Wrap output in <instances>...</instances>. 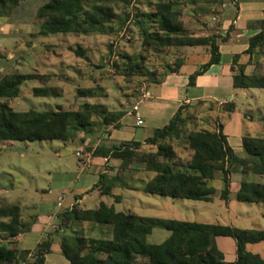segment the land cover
<instances>
[{"label": "trees", "instance_id": "obj_1", "mask_svg": "<svg viewBox=\"0 0 264 264\" xmlns=\"http://www.w3.org/2000/svg\"><path fill=\"white\" fill-rule=\"evenodd\" d=\"M27 0H0V19L12 17L19 6ZM193 2L194 0H185ZM211 4L217 0H199ZM112 0H43L36 11L40 21V36L103 34L113 22L116 14ZM171 0L159 1L153 11L145 15L155 24L154 32L144 31V48L156 50L164 48H205L208 60L189 76L188 86H194L198 76L211 66L222 62L217 40L225 41L218 35L188 36L182 34L180 13ZM264 46V16L260 21V32L249 39L244 55L250 56ZM75 55L83 57L84 51L76 50ZM240 55L232 57L231 71L234 89L264 90V75H246L244 65L239 64ZM184 59H178L173 67L167 66V73L177 72ZM128 69L135 72V66L127 62ZM236 68H235V67ZM165 74V75H166ZM50 77L36 74L11 73L0 77V100L17 98L20 88L27 82L40 83L32 89L36 98L59 97L57 87L49 86ZM158 80L154 84H159ZM79 98L96 97L93 89H77ZM227 113L234 110L233 104L224 106ZM180 107L169 123L154 129L152 136L143 144L122 142L111 149H95L94 157L109 156L120 161V169L131 167L135 160L144 165L153 177L144 181L141 190L145 194L170 197L196 202H211L216 189L211 183L216 172L221 174L222 189L219 199L228 201L230 176L252 174L264 176V137L242 138V149L246 158L238 157L227 142L218 123L213 130L191 131L186 136L190 153L187 161H181L174 149L165 144L168 140H179L186 123L184 111ZM124 116L121 111L110 112L102 105L84 104L77 111L61 108L48 112H15L6 105H0V142H46L75 141L79 132H89L92 128L116 125ZM149 151L139 154L143 146ZM125 180L117 175H100L93 187L102 196H112L114 188L125 189ZM235 200L246 204H264V185L243 182L235 194ZM119 203L120 196H114ZM72 223H87L99 227V234L110 231V238L84 237L73 233L60 241L61 255L67 264H228L216 245V238H231L235 242L236 259L230 264H264V259L246 250L247 245L264 242V231L239 229L221 224H198L175 219L144 217L133 213L117 212L113 206L101 203L96 210H82L73 206L67 211ZM35 218L23 219L16 205L0 206V264H45V256L50 252L51 241L38 245L30 258L29 251L18 248L17 238L29 232ZM154 229L165 230L169 237L161 244L152 245L147 238Z\"/></svg>", "mask_w": 264, "mask_h": 264}, {"label": "rangeland", "instance_id": "obj_2", "mask_svg": "<svg viewBox=\"0 0 264 264\" xmlns=\"http://www.w3.org/2000/svg\"><path fill=\"white\" fill-rule=\"evenodd\" d=\"M114 12L116 14L113 22L106 29L105 34L93 35L83 39L72 40L71 48L74 50H82L85 55L79 57L71 51H61V57L65 64L62 68L56 70L54 79L49 81L52 86L57 87L59 93L58 98H36L31 92L33 88L41 87L40 83L27 82L21 88L19 96L15 99L0 100V105L4 104L15 112H48L59 108L66 111H77L86 104L100 106L107 110L119 109L115 104L116 98H124L129 101L133 99L134 103L139 101L141 94L158 80H161L167 73V66L173 67L178 59L190 56V60L201 62L195 54H190L194 49L198 53H207L205 48H164L156 50L154 48H144L142 42L144 40V31L154 32V25L145 18V15L153 11V7L158 0H112ZM165 1V0H160ZM175 3L180 16L179 20L182 24V34L190 36H210L219 31L221 22L220 12L217 6L230 0H217L215 3L207 4L199 0L192 3L184 0H171ZM43 0H27L23 2L16 10L15 14L7 19H0V29L4 27L24 28L23 32L17 31V34L24 36L27 28L39 27L40 21L36 18V11L42 5ZM78 37V36H74ZM19 41V40H18ZM57 41L53 36L38 37L37 43L47 44ZM36 43V44H37ZM16 49V65L4 64L0 59V67L4 71L0 72V77L5 74L19 70L20 73L26 74L35 61L41 59L47 54L46 50L37 49L31 54V58L24 61V47L20 45ZM52 50V49H51ZM48 51V52H51ZM74 50V51H75ZM204 51V52H203ZM5 53V52H1ZM6 54V53H5ZM43 54V55H42ZM51 54V53H50ZM51 56V55H50ZM46 57V56H45ZM53 58V57H51ZM203 58V57H201ZM54 59V58H53ZM56 59V58H55ZM58 61V60H57ZM225 61V60H224ZM127 62H131L135 66V72L128 69ZM21 63L22 65H19ZM39 67L40 65L35 64ZM20 67V68H19ZM258 73L264 75V67H257ZM18 73V72H16ZM48 84V83H44ZM77 89H93L96 97L79 98ZM254 96L249 94L250 102L253 108L254 117L259 114L264 115V90H252ZM85 101V102H84ZM133 105V103H129ZM125 105V104H124ZM122 106V105H121ZM240 114L245 113L241 100L237 104ZM124 108V106H123ZM259 109V110H258ZM197 111V112H196ZM196 111L186 109L184 116L186 123L182 129V135L179 140H168L165 144L170 145L179 160L187 161L190 153L186 144V136L191 131L202 129L199 119H210L214 117L215 111L210 109L197 108ZM249 114V115H251ZM210 116V117H209ZM251 124L245 123L243 129L244 136L249 137V132L256 138L264 136L260 131L253 129ZM91 134H98L101 127L91 129ZM209 130V129H208ZM89 132H84L82 138L75 139L76 142L84 141ZM137 136L142 134V130H136ZM228 144L240 158H246V154L240 146V141L232 135ZM234 136V137H233ZM78 139V140H77ZM76 144L72 141H46L21 143L15 142L14 148L3 150L0 143V206H4L9 202L13 205H19L14 201L15 194L7 195V191L20 193L22 198H28L34 202L41 198L42 190H51L53 193L48 196L54 199L63 189L71 188L74 185L76 170V158L73 156ZM67 149L73 150L68 153ZM91 147L85 148V151H91ZM149 147L143 145L139 149L142 155L149 151ZM60 153V160L56 153ZM109 172H117V176L122 179H130L132 176L138 177V181L128 186H137V190H116L115 195L122 197V203L114 204L117 212L133 213L144 217H154L161 219H175L198 224L213 223H229V217L233 220L236 228H248L264 231V204H246L239 203L231 196L229 201L224 203L219 199L218 193L214 194L211 202H196L182 199H173L170 197H162L157 195L145 194L141 188L148 176L153 177V173L146 172L144 165L140 161L135 160L130 168L123 170L120 166L108 168ZM138 172V173H137ZM142 172V173H140ZM144 172H146L144 174ZM137 173V174H136ZM240 176H235L237 180ZM247 182H253L254 175H247L244 178ZM264 182V177H262ZM213 186L219 190L220 183L214 181ZM96 199L97 196H93ZM45 198V197H44ZM2 200L6 202H2ZM107 202L112 200L106 199ZM222 212V215H220ZM21 212V217L24 218ZM27 214V213H26ZM221 219H220V218ZM27 219V218H26ZM235 219V220H234ZM91 227V225H87ZM85 230L86 235L92 238H110V231L105 230V235H100L92 231ZM91 230V229H90ZM84 232V230H82ZM170 233L165 230L154 229L147 238V242L152 245L163 243ZM220 244V243H219ZM221 246V244L219 245ZM228 252V249H225ZM246 250L252 254H257L264 259V242L247 245ZM31 254L29 259L32 260Z\"/></svg>", "mask_w": 264, "mask_h": 264}, {"label": "crops", "instance_id": "obj_3", "mask_svg": "<svg viewBox=\"0 0 264 264\" xmlns=\"http://www.w3.org/2000/svg\"><path fill=\"white\" fill-rule=\"evenodd\" d=\"M217 8V10L221 13V22L219 31L215 32L214 35H218L222 38L226 37L225 41H221L220 39L217 40L219 52L222 55L221 64L211 66L204 74L197 77L194 86L189 87V76L208 60V53H198L196 52L197 49H194V51H192L190 54H195V57H203L196 59H201L200 63L198 61L190 60V56L188 55L186 57L184 56V62L179 67L177 72L166 74L161 79L159 84H152L148 88H143L146 89L145 91L149 92L150 96L144 100H141L139 103L137 114L143 122L141 126H136L134 117L128 115V110L131 106L129 103L134 104L133 99L126 101L122 97L116 98L115 104L117 105V108L119 107V109L109 108L108 111H121L124 113V116L116 125L101 128L98 134H91L92 130L89 131L90 134L84 141H79V143L72 141L77 143L73 153H75L77 150L85 151V148L88 146L92 148L89 152H92L97 148L102 150L111 149L114 146H119L122 142H138L143 144L147 138L152 136L154 129L167 125L170 119L177 113L178 109L183 106H187L189 110L191 109L193 111H196L197 108H207L211 110L210 112H213L214 110L215 115L210 119H208V117L206 119L204 116L201 118L200 115L197 117L199 119L200 125L202 126L201 128L213 130L215 126L220 123L222 125V132L227 138V142L229 141L231 133H234L232 135L239 139L241 148L242 138L248 137L244 136L243 134L245 123L251 124L253 126L249 127V130L251 129L250 131L256 129L264 135V115L259 114L258 116L254 117V115L251 114L253 113V108L251 104H249L251 100L249 94L254 96L252 90L261 89H234L232 84V76L234 72L231 71L230 68L232 57L234 55H240L238 63L245 66V74L260 75L256 69L257 67H264V46L257 49L255 53L251 55V57L244 55L243 53L248 48L249 39L260 32V21L264 16V0H230L228 2L222 3L221 5L219 4ZM23 29L24 28L18 27H4L0 29V59L3 60L4 64L16 65L17 58L15 50L18 49V47L21 48L20 45H23L24 47V61H26L28 56L30 57L33 52L35 53L37 49L39 50L38 46H40V50H46L47 54H42L43 56L39 62L35 61L33 67L27 70L28 72L26 74L46 75L50 77V81L54 79L53 75H56L57 67L62 68L63 64H65L61 57V51H71L75 54L76 50L74 49V51L71 48L72 40H80L93 36L77 35L78 37H74L76 35H56L53 36L55 39H57V41L54 43L38 45V37H45L38 35L39 27L27 28L24 36L18 35L17 31L23 32ZM105 31L106 29L104 30L103 34H105ZM50 50L51 52H48ZM2 51L6 54L1 53ZM18 64L22 65L21 63ZM35 64L40 66L36 67L34 66ZM2 71H4V68L0 67V72ZM16 72L20 73L19 70L15 71V69L11 73ZM49 83L46 85L52 86ZM239 100H241L242 107H244L246 110L244 114H240L238 111L237 104L239 103ZM87 101L86 103H88ZM222 102H225L226 104L221 105L220 103ZM227 104L234 105V110L232 113H227L224 110V106ZM136 130H142V134L137 136ZM83 133L84 132H79L77 136ZM249 133V137L256 138L254 136H250L253 134V132ZM78 138H82V135H79ZM0 143L2 145L1 148L5 151L14 148L15 142ZM72 151L73 150L71 149H67L68 153H72ZM55 156H57V158L60 160L61 156L59 152H57ZM76 160L74 185L76 183L78 185L76 187L71 185V188L63 189L54 199L48 197L53 193L51 190L40 191L42 194L41 198L36 202L28 198H22L20 193L7 191V195L15 194L12 199H14L16 203H19V205L16 206L20 208L21 212H25L23 219H29L33 217L35 218V222L32 224L30 231L21 234L17 238L18 248L20 250L29 251V254L31 255L34 254V251L38 245L46 240H50V252L45 256V264L68 263L60 252V241L63 236L71 235L75 232L79 234H86L85 230L87 228L89 229L88 231L99 234V227H94L91 225L89 228L87 225L90 224L71 222L70 215L67 214V211L71 210L73 206H78L82 210H96L101 203L108 207H114V204L122 203V197L120 195L114 194L116 190L120 189L114 188L111 192L112 196H102L97 189H93V187L98 183L100 175H117L116 171L109 172L108 168L119 166V160L112 159L111 157L104 155L98 157L91 155V162L89 166L85 168L81 166L79 159L76 158ZM145 173L146 172H144V174ZM247 175L248 174L241 175L236 173L230 176L229 199L231 196L235 197V194L240 189L241 183L247 182L244 179ZM235 176L240 177L235 180ZM262 177L264 176L254 175V178L256 179L250 183L264 185ZM147 179L150 180L151 177L148 176ZM221 179V174L216 172L214 175V180L211 183L213 188L214 181H218L220 183L221 186H219V190H216L218 195L222 189ZM136 181H138V177L132 176L130 179H127L125 182V189L122 190H137V186H128V184L131 183L132 185V183ZM143 181H145V179ZM93 196H97V198L93 199ZM114 196L121 197L119 203L114 202ZM106 199L112 200V203L107 202ZM2 202L6 201L2 200ZM222 202L226 203L225 201ZM6 203L10 204L9 202ZM221 215L222 212H220L219 216ZM228 219L230 221L229 223L221 224L217 222L213 224L234 227L231 217ZM82 230H84V232ZM84 237L88 236L84 235ZM219 243L221 246H219ZM216 245L219 251L223 254L225 263L230 264L235 261L236 247L235 242L231 238L218 237L216 238ZM226 248L228 249V252H226Z\"/></svg>", "mask_w": 264, "mask_h": 264}, {"label": "built area", "instance_id": "obj_4", "mask_svg": "<svg viewBox=\"0 0 264 264\" xmlns=\"http://www.w3.org/2000/svg\"><path fill=\"white\" fill-rule=\"evenodd\" d=\"M150 96L148 91H143L141 94V97L139 98L138 102H135L133 105L130 106L128 110V115L133 116L136 122V126H141L143 124L142 120L138 116V109H139V103L141 100H144ZM221 105L226 104L225 102L220 103ZM91 155L92 152H85L84 150H77L74 153V156L80 160L81 166L83 168L88 167L91 162ZM32 258H34L32 256Z\"/></svg>", "mask_w": 264, "mask_h": 264}]
</instances>
